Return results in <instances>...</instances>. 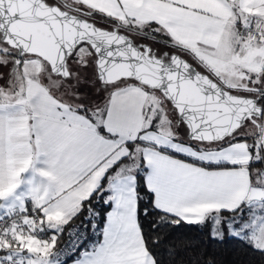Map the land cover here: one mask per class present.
Here are the masks:
<instances>
[{
  "label": "snow or ice",
  "instance_id": "6c2138e0",
  "mask_svg": "<svg viewBox=\"0 0 264 264\" xmlns=\"http://www.w3.org/2000/svg\"><path fill=\"white\" fill-rule=\"evenodd\" d=\"M0 82V264H161L156 213L264 253V0H0Z\"/></svg>",
  "mask_w": 264,
  "mask_h": 264
},
{
  "label": "trees",
  "instance_id": "16d2710c",
  "mask_svg": "<svg viewBox=\"0 0 264 264\" xmlns=\"http://www.w3.org/2000/svg\"><path fill=\"white\" fill-rule=\"evenodd\" d=\"M97 210L101 211L102 216L106 211L101 206H97ZM158 218L159 213H156L146 220L142 217V220L145 223L146 232L159 241L154 245L153 250L161 260V264H208V262L264 264V253L254 251L242 240L231 237L227 233L222 240L213 239L209 234L210 225L207 224L181 222L178 225H165L157 231H152L151 224ZM82 221H84L83 216L74 224H80Z\"/></svg>",
  "mask_w": 264,
  "mask_h": 264
},
{
  "label": "rangeland",
  "instance_id": "374dc122",
  "mask_svg": "<svg viewBox=\"0 0 264 264\" xmlns=\"http://www.w3.org/2000/svg\"><path fill=\"white\" fill-rule=\"evenodd\" d=\"M98 19V18H97ZM102 26H106V24L101 23ZM148 42V41H147ZM81 75L85 78L86 81H94L95 80V74L93 68H87V69H80ZM2 83V82H0ZM99 86L98 84L96 85ZM82 91H87L90 94L94 91L92 87L89 86L88 83H85L81 86Z\"/></svg>",
  "mask_w": 264,
  "mask_h": 264
},
{
  "label": "built area",
  "instance_id": "2783aa9c",
  "mask_svg": "<svg viewBox=\"0 0 264 264\" xmlns=\"http://www.w3.org/2000/svg\"><path fill=\"white\" fill-rule=\"evenodd\" d=\"M75 225H78V224H74L73 227H74ZM67 241H68V237L65 236L64 239L60 242V244H59L58 246H59V247H63L64 244L67 243Z\"/></svg>",
  "mask_w": 264,
  "mask_h": 264
},
{
  "label": "water",
  "instance_id": "95a60500",
  "mask_svg": "<svg viewBox=\"0 0 264 264\" xmlns=\"http://www.w3.org/2000/svg\"><path fill=\"white\" fill-rule=\"evenodd\" d=\"M102 26V25H101ZM104 27H107V26H104Z\"/></svg>",
  "mask_w": 264,
  "mask_h": 264
},
{
  "label": "flooded vegetation",
  "instance_id": "af4514ba",
  "mask_svg": "<svg viewBox=\"0 0 264 264\" xmlns=\"http://www.w3.org/2000/svg\"><path fill=\"white\" fill-rule=\"evenodd\" d=\"M147 42V41H146ZM148 42H150V41H148Z\"/></svg>",
  "mask_w": 264,
  "mask_h": 264
}]
</instances>
